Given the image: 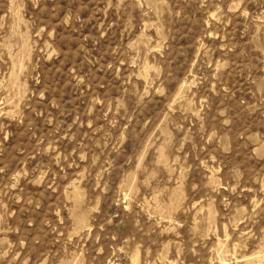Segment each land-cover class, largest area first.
Returning a JSON list of instances; mask_svg holds the SVG:
<instances>
[{
  "label": "rangeland",
  "instance_id": "rangeland-1",
  "mask_svg": "<svg viewBox=\"0 0 264 264\" xmlns=\"http://www.w3.org/2000/svg\"><path fill=\"white\" fill-rule=\"evenodd\" d=\"M0 264H264V0H0Z\"/></svg>",
  "mask_w": 264,
  "mask_h": 264
}]
</instances>
